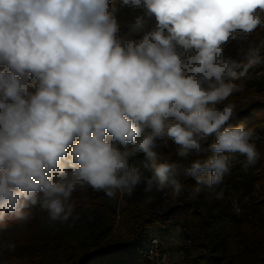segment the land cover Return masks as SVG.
<instances>
[{"label": "clouds", "instance_id": "obj_1", "mask_svg": "<svg viewBox=\"0 0 264 264\" xmlns=\"http://www.w3.org/2000/svg\"><path fill=\"white\" fill-rule=\"evenodd\" d=\"M261 14L264 0H0V231L37 207L71 228L74 193L89 189L114 198L143 186L150 204L187 178L192 198L222 200L231 154L247 170L259 153L254 130L229 123L236 105H220L264 59L224 45L264 27ZM167 141L183 160L163 159ZM192 156L207 159L183 163ZM15 250L0 241V255Z\"/></svg>", "mask_w": 264, "mask_h": 264}, {"label": "trees", "instance_id": "obj_2", "mask_svg": "<svg viewBox=\"0 0 264 264\" xmlns=\"http://www.w3.org/2000/svg\"><path fill=\"white\" fill-rule=\"evenodd\" d=\"M110 2L119 4V0ZM119 18L126 23L132 16L121 10ZM230 42L226 56L241 60L242 52L252 47L264 57V27L250 33L241 47ZM234 83L240 90L220 105H236L238 115L229 123H244L255 130L263 127L264 59ZM261 135L258 141L254 137L258 162L244 170V156L233 160L230 173L216 187V191L224 190L222 200L210 198L207 189L192 198L196 181L187 178H181L185 187L179 195L168 187L152 193L150 204L144 203L143 186L130 197L117 193L122 202L119 213L109 212L103 192H77L73 199L84 220L80 226L50 223L47 212L39 207L32 209L26 222L6 220L9 227L0 231V241H14L16 250L0 255V264H151L146 258L154 239L151 233L172 227L181 228L187 241L183 264H264V131ZM176 148L172 142L157 151L168 162L183 160L176 157ZM207 156H192L183 163ZM134 159L131 162L139 163L146 157L140 153ZM145 174L150 175V170Z\"/></svg>", "mask_w": 264, "mask_h": 264}, {"label": "rangeland", "instance_id": "obj_3", "mask_svg": "<svg viewBox=\"0 0 264 264\" xmlns=\"http://www.w3.org/2000/svg\"><path fill=\"white\" fill-rule=\"evenodd\" d=\"M233 41L238 46H242L243 41ZM230 43L231 42L229 41L224 45V52L227 51ZM253 130L255 132V137L257 136L256 141H258V139H261L262 137L261 132L264 131V126ZM171 143V141H167L162 144L161 147L168 148ZM231 155L235 157L234 160H238L240 156H242L238 153ZM121 205V198H116V196L114 198L108 197V200H106V206L109 209V212L116 210L117 213H119ZM235 207H238V205H235ZM83 222L84 220H82L81 217L75 224L80 226ZM152 234L154 235L152 237L154 239L151 241L152 246L146 255V258L151 264H183L184 252L182 249L187 241L184 238V233L181 228L172 227L169 229H163V231L157 230L151 233V235ZM154 241H156V243Z\"/></svg>", "mask_w": 264, "mask_h": 264}, {"label": "built area", "instance_id": "obj_4", "mask_svg": "<svg viewBox=\"0 0 264 264\" xmlns=\"http://www.w3.org/2000/svg\"><path fill=\"white\" fill-rule=\"evenodd\" d=\"M156 243V241H154Z\"/></svg>", "mask_w": 264, "mask_h": 264}]
</instances>
